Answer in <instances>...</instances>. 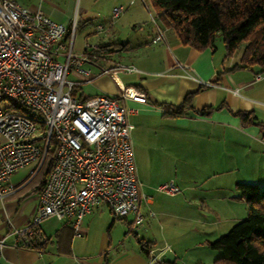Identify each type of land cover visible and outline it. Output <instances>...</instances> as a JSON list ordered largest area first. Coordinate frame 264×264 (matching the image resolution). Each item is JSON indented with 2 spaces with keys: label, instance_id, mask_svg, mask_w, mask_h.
Segmentation results:
<instances>
[{
  "label": "crops",
  "instance_id": "crops-1",
  "mask_svg": "<svg viewBox=\"0 0 264 264\" xmlns=\"http://www.w3.org/2000/svg\"><path fill=\"white\" fill-rule=\"evenodd\" d=\"M16 1L31 10H42L55 21L74 20L84 37L99 44L106 54L105 59L98 60L100 66L119 61L138 69L119 72L116 81L100 75L87 84L95 86L94 93L89 95H116L117 83L139 87L149 101L120 99L124 106L135 109L128 113V120L133 124L130 137L142 193L139 209L143 221L134 224L131 213L116 218L107 206L99 204L83 216L84 234L77 237L67 220L50 216L39 224L45 237L40 247L6 245L0 249V264H190L192 260L182 250L188 247V241L192 244L190 238L195 233L199 232V237L203 236L201 233L205 235L207 229L203 226L206 225L213 237H198L197 243L211 249L208 242L223 234L231 222V217H226L231 210L227 213L225 207L231 209L234 200L245 201L236 184L257 185L263 172L253 159L250 164L243 163L235 152L240 136L257 137L260 129L256 124L264 125V91L253 90L263 98L248 93L254 84L263 80L261 74L256 78L255 73L249 76L244 72L248 71L245 68L232 69L239 56L225 57L224 48L216 51L214 44L202 50L183 44L171 28L154 16L146 36L133 35L131 41L128 37L120 38L114 26L116 21L109 20L111 9L117 3L101 10L94 8L90 0ZM97 18H102L100 30L96 28ZM92 22L96 25L89 28L87 23ZM157 28L163 30V39H154ZM97 69L91 67L93 73ZM189 92H194L191 103L181 113L165 111L163 104L177 105ZM205 107L213 109L206 114L196 112ZM238 111H251L254 119L243 122ZM31 168L32 165L18 168L1 184L0 237L29 222L35 213L43 176L40 170L29 178ZM233 171L238 174L229 179L228 187L223 188L217 200L222 206L209 205L200 219L201 224L193 225L189 221L193 210L189 209L186 197L183 198L184 192L168 194L156 189L159 183L173 178L186 193L191 189L188 182L193 181L186 176L199 177L201 173L210 178ZM243 203L247 211L246 202ZM184 206L189 207L186 210ZM143 242L149 246L143 248ZM165 245L170 249L165 250ZM205 251L210 256L212 253V261L196 256V264L213 262L219 256L218 252ZM153 255L159 260L150 263Z\"/></svg>",
  "mask_w": 264,
  "mask_h": 264
},
{
  "label": "built area",
  "instance_id": "built-area-1",
  "mask_svg": "<svg viewBox=\"0 0 264 264\" xmlns=\"http://www.w3.org/2000/svg\"><path fill=\"white\" fill-rule=\"evenodd\" d=\"M123 10L121 4L113 6L111 17ZM75 32L74 20L55 21L40 9L0 0V187L26 165H32L28 177H33L46 156L52 157L35 213L29 222L0 237V249L40 247L45 237L39 224L50 216L67 220L73 235L82 236L83 216L99 204L116 218L131 213L134 224L143 221L130 137L133 124L128 120L135 109L120 99L149 103L146 94L121 83L116 95L84 96L78 91L100 75L116 81L119 72L138 69L119 61L100 66L98 60L106 58L100 45L85 42L75 51ZM154 39H163V30L157 28ZM93 66L97 72L91 71ZM156 189L168 194L179 191L172 179ZM157 260L153 255L150 263Z\"/></svg>",
  "mask_w": 264,
  "mask_h": 264
},
{
  "label": "trees",
  "instance_id": "trees-1",
  "mask_svg": "<svg viewBox=\"0 0 264 264\" xmlns=\"http://www.w3.org/2000/svg\"><path fill=\"white\" fill-rule=\"evenodd\" d=\"M151 2L157 19L171 28L183 44L202 50L213 46L219 32L225 57L240 52L239 60L232 68L253 69L256 75L264 72V0ZM193 94L187 93L177 105L163 104V108L165 111L181 113L190 105ZM212 109L205 107L196 112L206 114ZM237 114L243 122L254 119L251 111H238ZM261 129L264 135L262 124ZM51 158V155L46 156L39 169L42 171V184L48 175ZM236 188L245 199L246 216L208 242L212 249L221 251L213 264H264V183L259 188L255 183L239 182ZM148 246L143 242V248Z\"/></svg>",
  "mask_w": 264,
  "mask_h": 264
},
{
  "label": "rangeland",
  "instance_id": "rangeland-1",
  "mask_svg": "<svg viewBox=\"0 0 264 264\" xmlns=\"http://www.w3.org/2000/svg\"><path fill=\"white\" fill-rule=\"evenodd\" d=\"M91 2H93V7L94 8H99L101 10H105L107 8L108 5H110L111 3H123L124 5V10L123 12L120 14L119 17L113 19L112 17L109 18L110 21H116V23L114 24V26L116 27V31L117 33L120 32L119 37L120 38H129L131 41V36L136 35H147V32L150 30V26H151V22H152V16H154L157 19V16L155 14V10H154V6L151 2V0H90ZM116 4V5H117ZM111 14V13H110ZM102 17H106V16H102ZM102 18H97L96 22L99 24H103L102 20H100ZM100 21V22H99ZM96 22H92V23H87V25L89 26V28L93 27L94 25H96ZM85 29V28H84ZM91 38H85L84 34L81 33L80 29L76 28V32H75V38H74V50L75 51H80L85 42H91L92 39ZM95 40V38H93V41ZM214 46L217 47L216 51L221 50V48H223L222 45V41H221V36L220 33L217 32L215 40H214ZM240 55V52L237 51L234 54H232V59L237 58V56ZM239 60V58H238ZM238 60L235 62H238ZM236 68V67H235ZM232 68V69H235ZM255 69V68H254ZM243 69H240V71ZM244 70H248V71H244L246 73L249 74V76L254 75V71L253 69H248L245 68ZM250 70V71H249ZM256 70V69H255ZM261 76L263 77V80H261L260 82H257L256 84H254L253 89L249 90L248 93L253 95V96H257V97H262V95L258 96L256 94H259L260 92H256L253 90L256 89H261L264 91V72L260 73ZM109 76V75H106ZM125 81V80H123ZM79 90H83V95H89L94 93L95 91V86L93 84H83L82 85V89H78ZM263 98V97H262ZM251 118V117H250ZM250 121V120H249ZM257 121V120H254ZM250 123V122H247ZM256 127H258V129H260L259 131V135L256 137H251L248 135H242L239 137V145L236 147V156L237 158H239L243 163H248L250 164V160L257 162L258 166L262 167V174L260 175V177L257 180V186L259 188L262 187L263 183H264V135H262V129L261 127L258 126V124H256ZM180 163L182 161V159H179ZM45 168V166H44ZM256 169V168H255ZM258 171H261L259 168L257 169ZM252 172V171H251ZM185 174V173H183ZM235 173L234 171L231 172L229 175L228 174H224L221 176H212L210 178H205V176H203L201 173L199 174L200 176H196L194 175L192 176H186V178L188 179H193L192 182H188L189 185H191V189L187 190L186 193L184 190H182V188L179 190L184 192L183 198L186 197V202L190 203V206H184V209H188L186 207H189L190 210H193V212L191 211L190 213H192V215L190 216V222L191 224H201L202 222L200 221V219L203 218V214L206 213L205 210L207 211V207H209V205H215L216 207H220L222 206V202H218V198L220 196V194L223 192V188H227L228 187V182L229 179H231L232 176H234ZM174 177V176H173ZM221 177V178H220ZM173 178H168V180H170ZM167 181V180H166ZM174 181V180H173ZM164 182V181H163ZM175 182V181H174ZM234 186V183L232 182V187ZM234 188V187H233ZM179 192V191H178ZM182 194V193H180ZM239 201L234 200L233 203L231 204V209H228L227 206L225 207V210L227 211V213L229 212V210H231V213L229 216L226 217H231V222H228L225 232L232 226V224L237 221L234 219H243L246 216V209H244V203L245 201H242V203H238ZM187 205V204H186ZM238 217V218H235ZM234 218V219H233ZM199 220V221H198ZM230 223V224H229ZM196 227V225H195ZM198 228V227H197ZM202 228V227H201ZM209 225L203 226V229H207L205 235L203 233H201L203 236V238L206 237H210L209 239H212L213 236H211V231H208ZM224 231V230H223ZM222 232V233H225ZM196 234V235H195ZM194 235H192V237L190 238L191 243H189L188 241V247H186V249L182 250L185 251V256L190 259V264H196V260L195 257L197 256H201L203 259H206L207 261L210 259V261H212V253L211 256L206 253L205 250H211L212 252H218V255H221V251L217 250V249H207V247H201L200 245H198L197 241H198V235L199 232L195 233ZM210 235V236H209ZM220 235V234H218ZM217 235V237H218ZM199 237V239L201 238ZM202 239V238H201ZM215 238H213L214 240ZM181 248H184L183 246ZM206 264H213V262H207Z\"/></svg>",
  "mask_w": 264,
  "mask_h": 264
}]
</instances>
